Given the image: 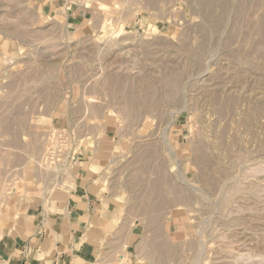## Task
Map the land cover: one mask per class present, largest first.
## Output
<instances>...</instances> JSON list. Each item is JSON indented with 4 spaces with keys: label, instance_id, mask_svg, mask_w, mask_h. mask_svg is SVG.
Instances as JSON below:
<instances>
[{
    "label": "rangeland",
    "instance_id": "rangeland-1",
    "mask_svg": "<svg viewBox=\"0 0 264 264\" xmlns=\"http://www.w3.org/2000/svg\"><path fill=\"white\" fill-rule=\"evenodd\" d=\"M72 1L0 0V206L65 189L111 128L137 264H264V0Z\"/></svg>",
    "mask_w": 264,
    "mask_h": 264
},
{
    "label": "crops",
    "instance_id": "crops-1",
    "mask_svg": "<svg viewBox=\"0 0 264 264\" xmlns=\"http://www.w3.org/2000/svg\"><path fill=\"white\" fill-rule=\"evenodd\" d=\"M34 3L40 17L61 14L67 22L84 20L89 9L72 0ZM115 142L116 132L104 128L97 141L85 143L73 155L65 189L6 198L0 206V264H137L140 228L119 220L101 181Z\"/></svg>",
    "mask_w": 264,
    "mask_h": 264
},
{
    "label": "built area",
    "instance_id": "built-area-1",
    "mask_svg": "<svg viewBox=\"0 0 264 264\" xmlns=\"http://www.w3.org/2000/svg\"><path fill=\"white\" fill-rule=\"evenodd\" d=\"M75 153L72 151L71 153L69 152V153H67L66 155H65V157L66 158H69V160L71 161L72 160V158H73V155H74Z\"/></svg>",
    "mask_w": 264,
    "mask_h": 264
},
{
    "label": "bare ground",
    "instance_id": "bare-ground-1",
    "mask_svg": "<svg viewBox=\"0 0 264 264\" xmlns=\"http://www.w3.org/2000/svg\"><path fill=\"white\" fill-rule=\"evenodd\" d=\"M8 60H9V62H10L12 59H11V58H9Z\"/></svg>",
    "mask_w": 264,
    "mask_h": 264
}]
</instances>
